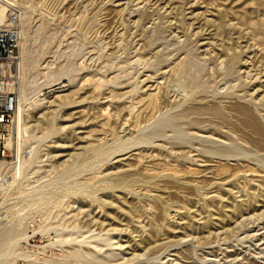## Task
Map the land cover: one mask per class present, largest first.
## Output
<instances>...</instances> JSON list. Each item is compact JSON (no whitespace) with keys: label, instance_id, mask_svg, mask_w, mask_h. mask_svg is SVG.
I'll list each match as a JSON object with an SVG mask.
<instances>
[{"label":"rangeland","instance_id":"obj_1","mask_svg":"<svg viewBox=\"0 0 264 264\" xmlns=\"http://www.w3.org/2000/svg\"><path fill=\"white\" fill-rule=\"evenodd\" d=\"M10 12L0 264H264V0Z\"/></svg>","mask_w":264,"mask_h":264},{"label":"built area","instance_id":"obj_2","mask_svg":"<svg viewBox=\"0 0 264 264\" xmlns=\"http://www.w3.org/2000/svg\"><path fill=\"white\" fill-rule=\"evenodd\" d=\"M6 21L0 26V159L7 156L8 132L17 102L11 76L18 51V32L13 25L16 15L10 12Z\"/></svg>","mask_w":264,"mask_h":264},{"label":"bare ground","instance_id":"obj_3","mask_svg":"<svg viewBox=\"0 0 264 264\" xmlns=\"http://www.w3.org/2000/svg\"><path fill=\"white\" fill-rule=\"evenodd\" d=\"M16 112V111H15ZM20 115V110H19V108H18V116ZM19 118V117H18ZM9 132H11V133H9V135H8V139H7V144L9 145L10 144V142H11V139H12V137H14L17 133H19L20 134V132H21V125H20V123L18 122V123H13V125H11V128H10V131ZM22 134V133H21ZM13 140V139H12ZM1 160V159H0ZM16 168H20L19 166L18 167H16Z\"/></svg>","mask_w":264,"mask_h":264}]
</instances>
